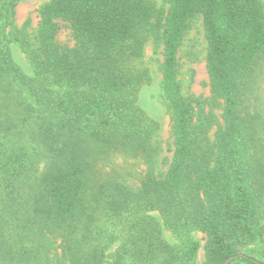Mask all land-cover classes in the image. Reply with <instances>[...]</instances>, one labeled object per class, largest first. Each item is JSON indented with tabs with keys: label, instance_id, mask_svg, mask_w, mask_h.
<instances>
[{
	"label": "trees",
	"instance_id": "16d2710c",
	"mask_svg": "<svg viewBox=\"0 0 264 264\" xmlns=\"http://www.w3.org/2000/svg\"><path fill=\"white\" fill-rule=\"evenodd\" d=\"M18 0H0V33ZM202 16L210 106L181 93L178 51ZM31 74L0 39V264H264V111L243 96L264 53L262 0H48L38 10ZM60 22L72 46L57 40ZM161 44L160 96L173 152L157 174L155 126L123 56ZM216 127L210 136L211 130ZM138 159V187L96 164ZM155 212L162 221L155 217ZM164 227L178 242L164 239ZM247 249V251H244Z\"/></svg>",
	"mask_w": 264,
	"mask_h": 264
},
{
	"label": "rangeland",
	"instance_id": "374dc122",
	"mask_svg": "<svg viewBox=\"0 0 264 264\" xmlns=\"http://www.w3.org/2000/svg\"><path fill=\"white\" fill-rule=\"evenodd\" d=\"M48 0H18L16 15L11 25L3 28L0 33L2 43L9 48L13 60L26 74H31L29 51L37 47L38 10ZM154 8L166 9L167 0H145ZM264 12V0H262ZM60 30L57 40L62 44L72 46L73 40L69 29L60 22ZM206 40L204 36L202 16L197 15L189 21L178 51V74L182 95L191 100L198 111L204 108L206 113L213 114L220 120V109L211 107L208 76L205 68ZM162 62L161 44L147 37L143 44L142 54L139 57L123 56L119 61L123 71L131 78L142 79L137 85L138 103L149 116L155 126V138L153 144L157 147L155 169L157 174H163L169 164L173 152V137L171 133V119L165 103L160 96V65ZM244 112L254 110L264 111V53L261 55L258 65L250 80L248 89L243 96ZM214 127L210 136L212 137ZM97 171L101 174H112L126 182L129 186L138 187L144 176L146 165L138 159L123 154H109L100 159L96 164ZM155 217L162 221L160 215L155 212ZM164 239L169 244H176L177 237L164 227ZM200 248L194 264H203L204 258V234L195 232ZM264 249V240L259 245ZM247 251V249H244Z\"/></svg>",
	"mask_w": 264,
	"mask_h": 264
},
{
	"label": "water",
	"instance_id": "95a60500",
	"mask_svg": "<svg viewBox=\"0 0 264 264\" xmlns=\"http://www.w3.org/2000/svg\"><path fill=\"white\" fill-rule=\"evenodd\" d=\"M231 258L227 259L224 264H228L230 262Z\"/></svg>",
	"mask_w": 264,
	"mask_h": 264
}]
</instances>
